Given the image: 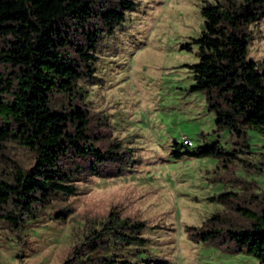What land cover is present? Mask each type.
Here are the masks:
<instances>
[{
    "label": "rangeland",
    "instance_id": "obj_1",
    "mask_svg": "<svg viewBox=\"0 0 264 264\" xmlns=\"http://www.w3.org/2000/svg\"><path fill=\"white\" fill-rule=\"evenodd\" d=\"M205 1L214 0H135L134 9L111 32L97 13L118 8V0L92 2L90 23L76 24L70 38L83 43L81 30H98L95 71L77 81L86 94L84 104L73 101L88 109V133L96 145L103 152L111 147L114 157L95 169L89 158L64 159L74 193L52 197L32 216L21 214L20 229L0 216V264H61L66 259L81 264L79 257L94 253L89 230L111 209L146 224L141 232L145 244L120 246L115 250L120 257L150 264H264L233 248L225 232L212 239L190 235L245 227L249 221L236 203L258 210L264 201V135L246 127V136L237 138L229 128H218L207 94L190 90L187 64L198 60L197 45L190 50L180 45L203 28ZM247 31V57L259 62L264 59V18ZM4 47L0 41V50ZM64 51L84 69L72 47ZM0 71L11 68L0 62ZM55 102L66 106L68 100L59 94ZM183 137L192 144H184ZM174 142L180 151L216 142L236 152L232 161H225L224 154L174 158ZM11 161L28 168L34 155L6 141L0 147V179L11 174ZM225 193L230 195L226 200L211 199ZM57 210L65 212L64 221L54 217Z\"/></svg>",
    "mask_w": 264,
    "mask_h": 264
},
{
    "label": "trees",
    "instance_id": "obj_2",
    "mask_svg": "<svg viewBox=\"0 0 264 264\" xmlns=\"http://www.w3.org/2000/svg\"><path fill=\"white\" fill-rule=\"evenodd\" d=\"M92 2L95 0H0V41L5 44L0 50V62L11 68L0 71V147L14 141L34 155L28 168L11 161V174L0 179V208L9 207L0 216L17 229L23 225L21 214L32 216L44 210L52 197L75 192L71 176L62 165L64 159L89 158L95 169V165L114 157L111 147L103 152L96 145L88 133V109L73 101L77 98L84 104L86 94L77 81L83 74L93 77L95 71L98 30H81L86 35L83 43L70 38L76 24L90 23L94 15ZM118 4V8L107 6L97 13L108 32L125 19L136 2L118 0ZM200 12V33L180 45L187 50L192 43L197 45L198 60L187 64L193 78L190 90L207 94L218 128H229L237 138L246 136V127L264 135V59L256 62L247 57V27L264 18V0L205 1ZM66 45L76 51L84 69L78 68L75 59L64 51ZM59 94L67 98L66 106L55 105V95ZM174 146V158L182 154H224L225 161H232L236 152L235 148L224 150L216 142L184 151L179 150V143L174 142ZM229 196L225 193L211 199L226 200ZM236 204L237 211L249 221L247 226L223 231L202 229L190 235L212 239L225 232L233 248L264 263V201L258 210ZM54 217L64 221L66 214L57 210ZM145 226L142 220L121 217L114 209L109 210L105 220L97 221V227L89 230L90 251L94 253L79 257L78 262L150 264L120 257L115 251L120 246L144 245L146 239L141 232ZM61 264L70 263L66 259Z\"/></svg>",
    "mask_w": 264,
    "mask_h": 264
},
{
    "label": "built area",
    "instance_id": "obj_3",
    "mask_svg": "<svg viewBox=\"0 0 264 264\" xmlns=\"http://www.w3.org/2000/svg\"><path fill=\"white\" fill-rule=\"evenodd\" d=\"M182 142H183L184 144H189V145L192 144L191 140L188 139V138H186V137H183V141H182Z\"/></svg>",
    "mask_w": 264,
    "mask_h": 264
}]
</instances>
